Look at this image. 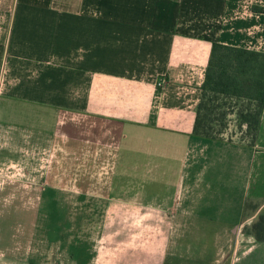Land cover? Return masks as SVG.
<instances>
[{"label":"crops","instance_id":"crops-1","mask_svg":"<svg viewBox=\"0 0 264 264\" xmlns=\"http://www.w3.org/2000/svg\"><path fill=\"white\" fill-rule=\"evenodd\" d=\"M213 42L264 53V0H0V264H264V105L192 134Z\"/></svg>","mask_w":264,"mask_h":264},{"label":"trees","instance_id":"trees-1","mask_svg":"<svg viewBox=\"0 0 264 264\" xmlns=\"http://www.w3.org/2000/svg\"><path fill=\"white\" fill-rule=\"evenodd\" d=\"M263 105L264 53L213 42L196 106L193 136L221 139L226 118L234 115L253 146ZM257 219L246 234L256 242H264V215Z\"/></svg>","mask_w":264,"mask_h":264},{"label":"rangeland","instance_id":"rangeland-1","mask_svg":"<svg viewBox=\"0 0 264 264\" xmlns=\"http://www.w3.org/2000/svg\"><path fill=\"white\" fill-rule=\"evenodd\" d=\"M226 122H227V126L225 129L222 130V133L220 135L222 139H227V140L233 139V140H243V141H248L250 139V137L247 136L246 134L245 127L238 126L237 120L234 115H228V117L226 118ZM255 210H256V206L253 203H247L245 206L244 215H243L244 219L247 220L252 214L255 213ZM257 218H258V215L254 221L249 220L242 227H240L239 228L240 234L241 232L246 234V232L250 230V228L258 220ZM120 247L121 246L113 247V244L110 241L106 239H102L98 245V255H97V258L95 259V263L96 264H114L115 255L121 249Z\"/></svg>","mask_w":264,"mask_h":264},{"label":"built area","instance_id":"built-area-1","mask_svg":"<svg viewBox=\"0 0 264 264\" xmlns=\"http://www.w3.org/2000/svg\"><path fill=\"white\" fill-rule=\"evenodd\" d=\"M238 233H240V230L238 229Z\"/></svg>","mask_w":264,"mask_h":264}]
</instances>
